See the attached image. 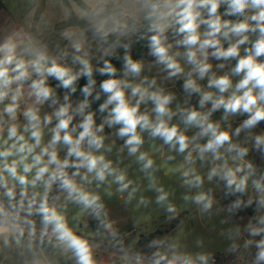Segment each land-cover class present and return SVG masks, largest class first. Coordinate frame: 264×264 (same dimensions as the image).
I'll return each instance as SVG.
<instances>
[{
	"label": "clouds",
	"instance_id": "clouds-1",
	"mask_svg": "<svg viewBox=\"0 0 264 264\" xmlns=\"http://www.w3.org/2000/svg\"><path fill=\"white\" fill-rule=\"evenodd\" d=\"M83 4L63 45L18 29L0 38V264H215L171 235L138 247L112 217L114 195L136 211L152 192L176 220L162 169L201 218L223 214L226 255L264 264V167L249 158L264 164V0ZM206 182L234 199L221 204Z\"/></svg>",
	"mask_w": 264,
	"mask_h": 264
},
{
	"label": "crops",
	"instance_id": "crops-1",
	"mask_svg": "<svg viewBox=\"0 0 264 264\" xmlns=\"http://www.w3.org/2000/svg\"><path fill=\"white\" fill-rule=\"evenodd\" d=\"M4 4V8L0 10V38H2L7 32L12 30H22L23 32L32 33L34 35H39L43 40L47 41L50 46H54L57 41H60L59 31L56 29V25L63 21H67L62 7L65 6L62 0H1ZM83 2V0H81ZM71 4L74 13L77 16V10L80 6L71 0ZM38 9L41 12L37 16ZM63 45V41H60ZM203 83V82H202ZM179 89V84L177 85ZM221 112L215 114V118H219ZM242 119V118H239ZM238 122V121H237ZM264 130V127L260 124L257 131ZM122 143V141L118 142ZM145 149L149 148V144H145ZM154 158L157 164H160L161 158L159 154H156ZM250 159L254 163L264 167L261 164L259 156L256 153L250 154ZM181 158L177 157V161L171 162L168 167L177 163ZM128 163V160H125ZM136 166L130 170V176L135 178L140 176L136 170ZM202 172H206V169H201ZM160 182L165 186L166 190H174V195L170 196V200L177 205L179 216L176 220L169 223L166 219L165 211L157 206L154 202V193L145 192L144 194L151 198L152 203L145 208L141 206L139 210L134 211V206L136 201H133L132 205H129L127 209L123 206L121 200L118 196H113L110 200H107L111 208L112 217L117 220L122 233H128L129 235L126 239L130 240L142 235H151L159 229L167 228L168 232L166 235H171L176 237L180 244L185 250L196 252V251H206L212 252L214 255H221L226 260L235 259L233 255H226L225 248L227 246L226 241L217 235L219 228V219L221 217H213L212 221L209 222L207 217L201 218L196 210V206L191 203H185L182 196L187 191L180 187V183L175 175L165 176L164 170L162 169L157 173ZM146 184V181L144 182ZM213 188L214 194L221 204H224L222 196L223 190L222 186L216 188L215 183L209 184L206 182L205 189ZM246 199V198H245ZM247 217V216H245ZM135 219L139 220V224L134 226L133 221ZM182 231L177 228L178 224H181ZM234 223H242L239 220H234ZM213 225L216 226V230H213ZM81 229L85 235L94 232V227H84L83 222L81 223ZM202 239L204 241L203 248H198L196 241ZM242 244V240L238 241ZM102 259H107V255L104 252L100 253Z\"/></svg>",
	"mask_w": 264,
	"mask_h": 264
},
{
	"label": "trees",
	"instance_id": "trees-1",
	"mask_svg": "<svg viewBox=\"0 0 264 264\" xmlns=\"http://www.w3.org/2000/svg\"><path fill=\"white\" fill-rule=\"evenodd\" d=\"M64 5L67 6L69 9L72 10V17L71 19H68L67 21H63L61 23H58L56 25V29L57 30H61L69 25H83V21H80L77 19V16L76 14L74 13V10H73V7H72V4H71V0H62ZM74 2H76L80 7H83L84 4L81 0H73ZM4 8V4L2 3V1L0 0V10H2ZM41 12V9H38V13H37V16L39 15V13ZM146 48H143L141 45H136L134 50H133V55L135 57H139L141 55H145L146 54ZM118 63V62H117ZM104 77H100L97 75V80L99 82V80L103 79ZM85 81L82 79L80 81V84L82 85ZM55 83V82H53ZM62 92V90H61ZM82 97L80 96V93L79 91L72 97V99L74 101H78L79 99H81ZM194 102H195V99H194ZM98 106V103L97 105ZM261 125L264 127V122L261 123ZM257 165H259V162L257 163ZM222 199H223V202L224 204H227L231 199H234L233 197H229L227 199L224 198V195L222 196ZM252 214V210H249L248 213H242L241 215H251ZM168 232V229L167 228H163V229H159L157 230L155 233L151 234V235H142L139 239V244H138V247H143L144 245L147 244V242L149 241V239L155 237V236H163V235H166V233Z\"/></svg>",
	"mask_w": 264,
	"mask_h": 264
},
{
	"label": "built area",
	"instance_id": "built-area-1",
	"mask_svg": "<svg viewBox=\"0 0 264 264\" xmlns=\"http://www.w3.org/2000/svg\"><path fill=\"white\" fill-rule=\"evenodd\" d=\"M214 259H215V264H240V262L237 261L236 259L226 260L221 255H214Z\"/></svg>",
	"mask_w": 264,
	"mask_h": 264
},
{
	"label": "rangeland",
	"instance_id": "rangeland-1",
	"mask_svg": "<svg viewBox=\"0 0 264 264\" xmlns=\"http://www.w3.org/2000/svg\"><path fill=\"white\" fill-rule=\"evenodd\" d=\"M223 257V256H222Z\"/></svg>",
	"mask_w": 264,
	"mask_h": 264
}]
</instances>
